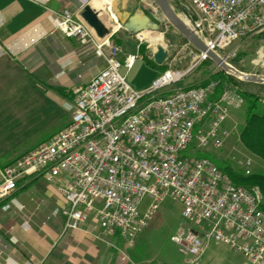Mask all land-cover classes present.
Masks as SVG:
<instances>
[{"label":"built area","instance_id":"1","mask_svg":"<svg viewBox=\"0 0 264 264\" xmlns=\"http://www.w3.org/2000/svg\"><path fill=\"white\" fill-rule=\"evenodd\" d=\"M28 1L45 7L49 0ZM173 1L206 47L232 66L238 43L264 32V0ZM112 16L116 28L106 24L109 32L100 38L70 10H51L54 26L93 50L104 68L76 90L65 129L2 169L0 200L16 191L21 178L41 176L58 184L65 200V232L93 220L129 250L171 194L182 203L186 221L171 241L186 264H202L212 242L240 254L241 264H264L261 188L240 186L209 158L185 154L194 141L196 150L222 149L233 132L226 126L231 111L242 107L243 98L232 87L216 97L215 80L167 90L209 59L199 51L186 69L168 70L146 91L135 90L121 72L122 46L115 36L123 26ZM139 58L129 55L124 66L131 69ZM252 64L264 66V46ZM251 165L247 159V174Z\"/></svg>","mask_w":264,"mask_h":264},{"label":"crops","instance_id":"2","mask_svg":"<svg viewBox=\"0 0 264 264\" xmlns=\"http://www.w3.org/2000/svg\"><path fill=\"white\" fill-rule=\"evenodd\" d=\"M102 0H49L44 7L28 0H0V181L1 171L49 141L71 120L75 92L104 68L103 59L66 37L50 20L51 10H70L82 18L92 5L111 11ZM119 60L128 75L140 56L137 35L120 32ZM129 55H139L131 69ZM155 63V62H154ZM148 64V61H147ZM159 78L163 65L152 66ZM147 86L133 87L146 91ZM232 113L226 126L231 129ZM65 206L58 184L41 176L23 177L15 192L0 200V264H115L119 240L104 234L93 220L65 232ZM240 261L239 264H241Z\"/></svg>","mask_w":264,"mask_h":264},{"label":"rangeland","instance_id":"3","mask_svg":"<svg viewBox=\"0 0 264 264\" xmlns=\"http://www.w3.org/2000/svg\"><path fill=\"white\" fill-rule=\"evenodd\" d=\"M150 1L154 0H115L110 13L104 8L106 12L101 13L100 17L105 24L116 28L117 25H115L111 18L112 14L115 15L119 24L123 25L122 22L134 13L149 15L147 3ZM168 1L174 12L180 18L186 20L184 12L177 6L176 2L173 0ZM124 31V28H121L117 32L115 36L117 44L119 43L116 39L118 33ZM151 38H160L161 42L159 46L151 43ZM137 39L141 57L153 61V55L159 47H162L167 52V60L162 70L163 73L168 70L181 71L186 69L198 54L196 49L171 24L162 27L157 32H151V34L150 32H143L141 35H137ZM238 44L241 46L240 53L242 54L232 62L233 66L240 71L243 70L242 72L244 73L264 76V66H254L252 64V61L257 57V51L264 46V32L243 39ZM216 67L217 69L213 65H203L202 63L188 77L180 83L167 88V90L195 85L200 81H207L211 78L212 72L215 73L221 69L217 65ZM209 73L211 74L209 75ZM232 76L240 82L239 87L242 90L258 94L264 98V84L250 83L242 81L234 75ZM156 79L157 77L153 76L152 67L147 64L146 60L138 61L128 75L129 84L135 88L141 85L147 86L152 84ZM231 113V129L233 132L222 149L215 150L209 148L203 151L196 150V142L194 141L185 154L199 158L212 156L221 163H228L241 176H249L258 171H264V162L250 154L240 142V131L245 120L244 107L232 109ZM247 159L252 160L249 174H247L248 169L245 168ZM149 203V199H144L142 205L144 212L147 210ZM185 223L182 203L171 194H167L161 201L159 208L148 221L146 228L134 239L133 247L129 250L115 252V259L119 261V263L116 262L115 264H186L178 247L171 241V237ZM117 244L121 249H124L122 242ZM242 260V256L232 251L228 245L212 242L204 256L202 264H239Z\"/></svg>","mask_w":264,"mask_h":264},{"label":"water","instance_id":"4","mask_svg":"<svg viewBox=\"0 0 264 264\" xmlns=\"http://www.w3.org/2000/svg\"><path fill=\"white\" fill-rule=\"evenodd\" d=\"M149 15L134 13L130 15L122 26L125 31L134 35H141L143 32H157L166 25H173L177 31L191 44L197 51L208 55L219 68L229 75H234L242 81L250 83L264 84V76L244 73L234 66L226 63L218 54L210 51L204 42L186 25H184L178 15L172 9L168 0H154L147 3ZM169 17L170 20L167 18ZM82 18L93 28L98 37L103 38L109 30L101 19L100 15L94 11L90 5L84 8ZM167 60V52L162 48H157L153 55V61L157 65H163Z\"/></svg>","mask_w":264,"mask_h":264},{"label":"trees","instance_id":"5","mask_svg":"<svg viewBox=\"0 0 264 264\" xmlns=\"http://www.w3.org/2000/svg\"><path fill=\"white\" fill-rule=\"evenodd\" d=\"M197 51V50H196ZM198 52V51H197ZM242 53L239 54V57ZM238 57V58H239ZM236 60V59H235ZM148 64L156 66L155 63L147 59ZM213 65L217 69L216 64L208 59L203 62V65ZM253 67V66H252ZM164 68V66H163ZM242 70V69H241ZM243 71V70H242ZM212 72L211 78L207 81H200L198 84L190 85L185 88H196L207 84L211 80L219 81V89L216 97H219L224 88L232 87L237 90L238 94L243 98L244 103L241 108L244 107V125L241 128L240 142L245 149L253 156L259 158L264 162V98L258 94L244 91L239 87V81L232 75L227 74L225 71L220 69L219 71ZM211 73H209L210 75ZM212 160L220 170L227 173L232 180L244 187L259 186L264 194V171H258L249 176H241L236 173L228 163H221L215 160L212 156L208 157ZM264 210V204H263Z\"/></svg>","mask_w":264,"mask_h":264},{"label":"bare ground","instance_id":"6","mask_svg":"<svg viewBox=\"0 0 264 264\" xmlns=\"http://www.w3.org/2000/svg\"><path fill=\"white\" fill-rule=\"evenodd\" d=\"M104 3H111L110 4V7L112 8V6H113V3H114V1L115 0H102ZM90 7L94 10V11H96L99 15L102 13V11L103 10H97L96 8H94L92 5H90ZM109 13H110V10L108 11ZM113 16L112 17H115V15L114 14H112ZM178 18L180 19V21L184 24V25H186L187 27H189L188 26V22L186 21V20H184V19H182V18H180L179 16H178ZM168 20H170L169 19V17H168ZM145 33H147V32H145ZM150 34H151V32H150ZM153 34V33H152ZM150 36V35H149ZM150 42L151 43H153L155 46H159V43L161 42V39L160 38H151L150 39Z\"/></svg>","mask_w":264,"mask_h":264}]
</instances>
